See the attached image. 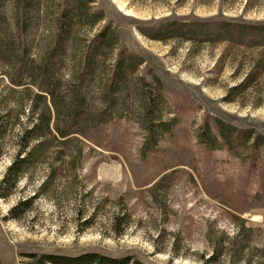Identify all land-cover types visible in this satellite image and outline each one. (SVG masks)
I'll use <instances>...</instances> for the list:
<instances>
[{
    "label": "rangeland",
    "instance_id": "obj_1",
    "mask_svg": "<svg viewBox=\"0 0 264 264\" xmlns=\"http://www.w3.org/2000/svg\"><path fill=\"white\" fill-rule=\"evenodd\" d=\"M246 1L96 0L104 20L94 28L83 25L71 45H84V38L107 24L116 45L111 54L103 50L107 54L98 55L86 90L92 121L73 145L84 149L78 178L68 183L66 172L67 181L51 197L35 198L21 218L15 215L24 207L13 210L35 194L46 167L23 177L10 193L0 190V264H33V256L91 250L148 264H208L209 234L234 236L242 223L253 227L254 244L264 246V148L256 154L250 145L231 148L217 137L216 125L221 120L252 128L264 139V71L253 66L260 61L263 67L264 47L150 37L167 21L221 12L229 18L264 19V0L251 9ZM73 50L61 66L66 78L73 69ZM119 57L137 68L109 108L107 82ZM68 89L58 90L61 100L70 98ZM148 119L162 121L152 137ZM17 132L2 145L0 185L15 157ZM202 133L215 138L214 149L202 142ZM120 211L130 220L116 221ZM219 264L232 263L225 258Z\"/></svg>",
    "mask_w": 264,
    "mask_h": 264
},
{
    "label": "trees",
    "instance_id": "obj_2",
    "mask_svg": "<svg viewBox=\"0 0 264 264\" xmlns=\"http://www.w3.org/2000/svg\"><path fill=\"white\" fill-rule=\"evenodd\" d=\"M54 3L56 8L52 7ZM95 3L96 0H0V83L5 85V92L0 93V154L12 131L18 130L12 140L15 157L0 190L10 193L23 177L29 178L35 170L46 167L35 194L15 206L13 212L24 207L15 218H21L35 198L51 197L62 181H67L66 172L70 174L68 183L78 178L84 149L74 148V144L80 143L85 135L83 127L92 121L88 116L86 90L96 72L98 55L103 50L111 54L116 45L110 24L104 25L92 38H84V45H71L83 25L94 28L104 20V11L96 10ZM262 3L263 0H247L245 7L256 8ZM240 18H229L221 12L217 17L167 21L166 26L150 37L162 41L177 38L200 44L228 43L246 49L264 47V19ZM71 47L75 60L66 78L61 66ZM136 66L131 68V60L123 61L120 57L115 61L107 82L109 108L117 103V93ZM253 66L264 71L260 61ZM252 78L250 74L247 81ZM63 86L69 87L68 100H61L58 95ZM150 106L146 109L148 116L153 112ZM150 121L148 119L147 129L152 137L154 127L161 129L163 126L162 121L156 124ZM216 125L217 137L224 138L231 148L250 145L255 154L264 148L263 136L256 135L252 128L239 129L221 120H217ZM201 138L208 148L214 149L211 143L215 138L203 133ZM114 219L118 222L130 220V216L120 211ZM237 230L234 236L225 231L218 237L209 234L212 252L206 260L208 264H219L225 258L232 264H264V246L254 244L253 227L242 223ZM33 257V264H148L136 257H116L92 250L76 255Z\"/></svg>",
    "mask_w": 264,
    "mask_h": 264
}]
</instances>
